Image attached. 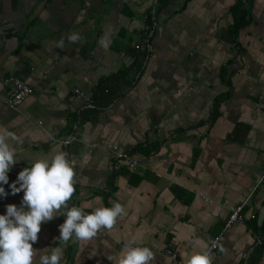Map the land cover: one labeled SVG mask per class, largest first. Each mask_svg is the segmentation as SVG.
<instances>
[{
  "label": "crops",
  "instance_id": "obj_1",
  "mask_svg": "<svg viewBox=\"0 0 264 264\" xmlns=\"http://www.w3.org/2000/svg\"><path fill=\"white\" fill-rule=\"evenodd\" d=\"M236 1L0 0V134L20 141H8L17 163L0 215L20 207L18 173L58 151L75 172L69 208H125L111 230L66 246L57 213L34 264L56 247L60 264H117L129 242L153 264H183L215 237L213 264H264V0L245 1L234 33ZM11 77L33 90L15 109L1 86ZM100 84L119 98L108 103ZM115 151L137 167L113 171ZM238 206L243 222L224 229Z\"/></svg>",
  "mask_w": 264,
  "mask_h": 264
},
{
  "label": "clouds",
  "instance_id": "obj_2",
  "mask_svg": "<svg viewBox=\"0 0 264 264\" xmlns=\"http://www.w3.org/2000/svg\"><path fill=\"white\" fill-rule=\"evenodd\" d=\"M9 140L20 142L12 132L0 134V185L8 184V172L17 163L15 149L9 145ZM75 183L74 169L63 151L50 159L37 160L18 173L16 181L9 187L12 195L22 192L23 197L20 207L6 205L5 214L0 215V264H34L38 250L33 244L38 241L41 225L58 217L57 213L65 217L58 226V239L65 246L70 240L86 242L97 237L101 230H111L117 218L125 214L120 203L95 207L90 213H85L82 207L69 208ZM6 195L5 189L0 187V197ZM84 207L91 208L92 205ZM215 247L217 243L212 242L211 248ZM211 248L185 253L183 264H213ZM62 257L63 249L56 247L50 254L40 256V264H60ZM154 260L155 253L150 248L129 242L124 245L117 264H153Z\"/></svg>",
  "mask_w": 264,
  "mask_h": 264
},
{
  "label": "built area",
  "instance_id": "obj_3",
  "mask_svg": "<svg viewBox=\"0 0 264 264\" xmlns=\"http://www.w3.org/2000/svg\"><path fill=\"white\" fill-rule=\"evenodd\" d=\"M1 86L7 89V95L4 99V105L9 109H15L18 105H20L25 99L30 97L33 93L31 87L18 78H13V77L8 78L3 82H1ZM72 93L85 98V93L78 89H73ZM86 101L88 106L93 107L92 101L90 99H86ZM70 141L71 138L64 141L63 144L67 145L70 143ZM137 165H138V161L129 153L115 151L112 154L113 171H118L122 167H125L129 170H134L137 167ZM262 181L264 182V179H262ZM241 208H242L241 206L230 208V215L227 221L225 222L224 229L229 228L233 223L243 222V218L240 215ZM212 242H216L217 247L211 248L210 245L209 248H211V253L218 248L220 243V238L215 237ZM166 254H168L171 258L175 257L176 259V255L171 250H166Z\"/></svg>",
  "mask_w": 264,
  "mask_h": 264
},
{
  "label": "trees",
  "instance_id": "obj_4",
  "mask_svg": "<svg viewBox=\"0 0 264 264\" xmlns=\"http://www.w3.org/2000/svg\"><path fill=\"white\" fill-rule=\"evenodd\" d=\"M246 0H237L236 1V5L234 6V8L232 9V15L234 17V23L232 25V32L236 33L240 28H242L246 23H247V5H246ZM245 5V6H244ZM151 18L148 19V24H151ZM143 54L145 55L146 53L143 52ZM103 82V80L101 81ZM98 89H104L103 93L104 95H106L108 97V103H111L115 98L118 99L119 95L113 93L112 90L107 89L105 87L102 88V85L100 84ZM105 91V92H104ZM107 91V92H106ZM92 104L94 103L95 108H97L98 106L96 105L97 102L92 99ZM94 108V107H93ZM108 199V197L106 198ZM106 201V200H105Z\"/></svg>",
  "mask_w": 264,
  "mask_h": 264
}]
</instances>
